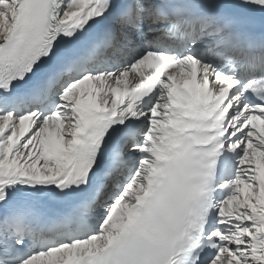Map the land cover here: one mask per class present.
Instances as JSON below:
<instances>
[{
    "label": "snow or ice",
    "instance_id": "1",
    "mask_svg": "<svg viewBox=\"0 0 264 264\" xmlns=\"http://www.w3.org/2000/svg\"><path fill=\"white\" fill-rule=\"evenodd\" d=\"M0 264H264V0H0Z\"/></svg>",
    "mask_w": 264,
    "mask_h": 264
}]
</instances>
